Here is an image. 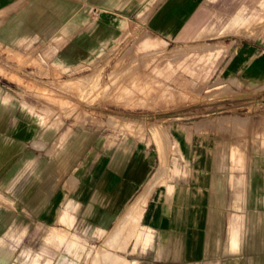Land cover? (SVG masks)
<instances>
[{"label": "crops", "instance_id": "1", "mask_svg": "<svg viewBox=\"0 0 264 264\" xmlns=\"http://www.w3.org/2000/svg\"><path fill=\"white\" fill-rule=\"evenodd\" d=\"M205 2L162 0L147 27L165 40L187 41ZM131 4L0 0V69L11 68L7 52L21 53L29 43L67 53L76 37H88L84 31L93 13L106 20ZM219 78L240 84L252 100L246 104L255 102L254 112H264V36L237 43ZM20 114L12 112L11 96L0 87L1 183L29 180L22 172L33 154L30 143H40L44 132ZM170 134L180 152L179 167L170 163V172L163 171L150 145L131 138L110 148L106 142L63 172L55 156L44 161L36 155V185L20 187L21 197H34L26 209L43 228L126 231L128 238L110 241L114 246L94 258L99 264H264V116L233 114ZM7 246L0 237V264ZM6 254L8 260L13 256Z\"/></svg>", "mask_w": 264, "mask_h": 264}, {"label": "rangeland", "instance_id": "2", "mask_svg": "<svg viewBox=\"0 0 264 264\" xmlns=\"http://www.w3.org/2000/svg\"><path fill=\"white\" fill-rule=\"evenodd\" d=\"M128 1L133 4L106 20L93 13L84 31L88 37H76L67 53L31 43L21 53H6L11 68L0 69V87L11 96L12 112L44 132L40 143H30L33 154L22 172L29 180L0 182V237L9 243L2 249L3 264H99L94 258L114 246L110 241L128 238L116 229L85 234L39 225L37 214L26 209L34 197L20 196L21 185H36V155L44 161L55 156L63 172L106 142L110 148L131 138L150 145L170 172V163L178 168L180 157L171 131L233 114L264 116L254 112L255 102L246 104L252 100L240 84L219 78L237 43L264 36V0H206L193 35L181 42L147 27L162 0ZM242 15L245 21L238 20Z\"/></svg>", "mask_w": 264, "mask_h": 264}, {"label": "bare ground", "instance_id": "3", "mask_svg": "<svg viewBox=\"0 0 264 264\" xmlns=\"http://www.w3.org/2000/svg\"><path fill=\"white\" fill-rule=\"evenodd\" d=\"M164 130V129H163ZM164 132V134H165V136L168 138V140H170V137H169V135H168V133H166L165 131H163ZM164 165V164H163ZM166 165V164H165ZM164 165V166H165ZM163 171H164V169H163ZM161 173V172H160ZM165 174V173H164ZM157 175H160V174H156L155 175V177L157 176Z\"/></svg>", "mask_w": 264, "mask_h": 264}]
</instances>
